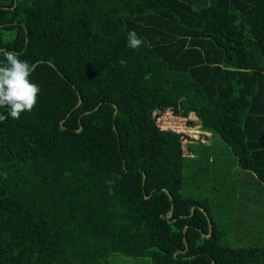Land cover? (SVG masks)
<instances>
[{"label":"trees","instance_id":"16d2710c","mask_svg":"<svg viewBox=\"0 0 264 264\" xmlns=\"http://www.w3.org/2000/svg\"><path fill=\"white\" fill-rule=\"evenodd\" d=\"M0 51L40 86L0 122V264H264L225 243L229 200L181 192L208 136L264 191V0H0Z\"/></svg>","mask_w":264,"mask_h":264},{"label":"rangeland","instance_id":"374dc122","mask_svg":"<svg viewBox=\"0 0 264 264\" xmlns=\"http://www.w3.org/2000/svg\"><path fill=\"white\" fill-rule=\"evenodd\" d=\"M190 120L196 121L191 115ZM165 111L156 118V124L161 130H171L176 133H185L189 139L198 142L201 130L199 125L189 126L187 120ZM211 138L210 143H203L208 147L206 155L211 160H201V168L198 172L197 165L188 163L184 171V184L182 194L193 198H206L210 201L209 211L216 216L217 198L229 200L230 208L227 213L216 216L218 226L225 230V243L233 248L248 247L250 245L261 246L264 244V191L263 186H257L242 176L234 156L224 143L218 138ZM202 141V139H201ZM200 141V144H201ZM209 141V140H208ZM196 144V143H195ZM211 145V146H210ZM186 144L184 143V148ZM205 170H209L205 176ZM213 171V172H212ZM225 180V182H223ZM219 182L221 184H219ZM224 184L228 187H222ZM236 185V186H234ZM232 186V189L229 188ZM261 205V206H260ZM262 212V213H261ZM248 241V243H245ZM128 264H150L147 259H128Z\"/></svg>","mask_w":264,"mask_h":264},{"label":"clouds","instance_id":"9594fccd","mask_svg":"<svg viewBox=\"0 0 264 264\" xmlns=\"http://www.w3.org/2000/svg\"><path fill=\"white\" fill-rule=\"evenodd\" d=\"M144 43L143 38L132 30L127 35V46L133 50ZM0 108L7 109V116L0 115V122L8 117L19 119L31 112L38 103L40 86L31 80L32 65L11 51H0Z\"/></svg>","mask_w":264,"mask_h":264},{"label":"water","instance_id":"95a60500","mask_svg":"<svg viewBox=\"0 0 264 264\" xmlns=\"http://www.w3.org/2000/svg\"><path fill=\"white\" fill-rule=\"evenodd\" d=\"M193 210H194V208H192L191 212H193ZM171 213H172V212H171ZM171 213H170V214H171Z\"/></svg>","mask_w":264,"mask_h":264}]
</instances>
